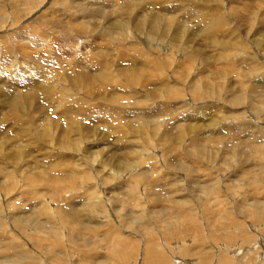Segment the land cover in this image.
I'll return each instance as SVG.
<instances>
[{"label": "rangeland", "instance_id": "obj_1", "mask_svg": "<svg viewBox=\"0 0 264 264\" xmlns=\"http://www.w3.org/2000/svg\"><path fill=\"white\" fill-rule=\"evenodd\" d=\"M47 1L48 0H42V1L37 0L35 2V0L32 1L30 0L32 4L36 3L35 6L38 5L37 7H39L41 2H44L45 4V5L43 4L44 6L42 5L41 7L42 9L40 8L41 9L40 11L36 12L35 15H37V17L33 15L31 18L29 17V15L27 18V14L31 13L29 11L31 7L30 2H27V4L24 3L25 5L22 4L21 7L20 3H23L22 0L0 1V12H5V14L2 13L0 14L1 17L0 26L5 25L3 26L4 30L2 27H0V31H1L0 58H2V60L0 59V81H2L0 82V88H1L0 92L2 90L3 93V94L0 93L1 94L0 109L2 108L0 110V115L3 116V117L0 116V143H1L0 144V189H1L0 192L3 191L2 193H0V197H1L0 211H2V213L0 212V228H1L0 234H2L0 235V242H1L0 246H2L3 243L5 245V244H15V242H17V244L20 245L19 249L32 253V251H30L28 247V244H26V241L28 239L27 242H29V237L34 236L35 238V235H38L36 233L39 229H35V228L31 229L30 226L38 227L39 225L43 224L45 227L46 226L52 227L54 225L52 228L53 229L55 228L53 230L55 231V235L54 237L51 238L56 237L55 239H58L59 247L61 246L60 247V250L62 252L61 255L64 258L63 261L65 262V264H70L69 261L71 262L72 260L76 261V258L78 256V253H76L77 249L74 250V248L97 247L95 251L99 253H103L106 250V247L104 246L102 239H104L108 234L112 232H119L125 236L132 237L134 240H137V243L141 241V239L139 241V237L142 236L144 240L145 239L147 240L146 235L148 236L154 235V233L155 236L157 235L158 237L160 236L159 238L160 240H162L163 237L161 235H164V237L167 236V234H161L160 232L163 223L164 224L169 223L171 225L173 224L175 227L177 226V230L180 231L181 225H179V221L184 219V217H182L184 216L183 213H190L193 219V221L191 220L190 222L191 223L190 230L195 234L197 229L199 230L201 235L208 234L209 232L208 230H210V228L213 229V226H215L214 224L210 223V221L214 223L215 221L219 220L218 218H220V215L228 214L229 216L227 215V218L232 216L234 220H232L231 223L228 222L225 229H221V227H218L219 232H221L222 234L229 233L232 235L233 241L237 240L240 243H243L244 234L239 232L241 228L240 227V223H241L244 230L246 228V232L249 231L248 234L256 235L257 233H260L261 240H256V239L255 240L256 242L262 244V247H264V241H263L264 231L260 230V228L256 226V224L254 223V220L249 216L254 204L257 206L264 205L263 202L264 201V35H263L264 34V20H263L264 0H220V1L219 0H214V1L213 0H170V1L155 0L156 2L152 0L155 2L154 6L153 5L151 6L150 0H124V2L123 0H81L84 2L80 4V7L82 8L90 7V10H92L93 7H95L96 9L99 7L100 10L102 9L101 15L103 14L102 16L105 17L102 16L100 17V15L99 16L97 15L98 17H88L86 16L87 14L83 13L85 15L82 14L81 17L79 18V20L80 19L82 20L73 23V22H67V19H65L62 21L60 27L59 25L57 26L58 28H56L55 24L53 23H56L57 19H62V17L64 16L61 17L59 16V14L56 13V11H58V13H62V11H59L60 8L54 4L60 5L61 2L64 3V0H60V1L55 0L56 3L54 1L53 2L54 4L52 3L53 0L52 1L49 0L48 4L46 3ZM69 1L70 0L66 1V6H68L67 4L68 3L70 4L72 0L70 2ZM73 1L74 2L71 3L68 6V8L66 7L68 10L69 7L75 5L76 0ZM94 1H96L97 4H95ZM171 1H172V6H171ZM91 2H93L94 5H92ZM222 2L224 3V5H222L223 4ZM226 2L228 3L226 4ZM15 3L17 4L14 5ZM117 4L119 5L121 4V5L118 6ZM125 5L126 6L128 5V7L126 8ZM133 6H135L136 8L135 7L133 8ZM43 7H44V12H43ZM129 7L131 9H129ZM180 8L184 11H182ZM67 9L66 11H68ZM113 9L119 11V13H114L113 11H111ZM134 9L135 10L137 9L135 11V14H134ZM14 10L16 12H14ZM141 10H143V12ZM179 10L185 12V14L181 13ZM72 13L73 12L71 13L68 12L65 15V17L74 18V15H72ZM192 13L194 14V16L192 15ZM196 13L202 16L197 15ZM12 14L16 16L15 19L13 18L14 16ZM154 14L157 16H155ZM187 14L188 15L190 14L191 16L190 15L188 16ZM143 15L144 17H142ZM219 15L221 18L219 17ZM199 16L203 18L206 17L205 18L206 20L203 19L204 20L203 22V20H201ZM3 17H4V21H3ZM45 18L49 19V25L47 22L48 19ZM118 18L125 19L127 22V27H125V29L119 28L121 31L118 28H111V26H115V25L118 26V24H114L116 23L114 20L116 19L118 20ZM211 18L212 21L208 20ZM51 19L52 21H50ZM217 20L220 21L218 22ZM156 21H158L159 23L158 22L156 23ZM194 21L195 23H193ZM86 22L88 23L86 24ZM168 22L170 24H168ZM199 22L201 23L203 22L202 23L203 27L202 25H200L201 23ZM233 22L235 24H233ZM46 23L48 26L46 25ZM177 23L178 25H176ZM24 24L26 25V27ZM164 25L168 26L169 28L165 27ZM66 26H72V29H74L75 26L76 30L74 29L75 33L73 34L77 33L75 35L76 38H70L72 35H69V33L64 32L65 29L68 28V27L63 28ZM200 26L201 28H199ZM216 26L217 29L215 28ZM218 26H220L222 29ZM17 27L19 29H22L23 27L21 32L20 30H18ZM76 27H78V29ZM223 27H225L226 29ZM31 28L33 29V31H35L36 29L35 32L38 34L37 38L34 36L31 37V35L27 36L26 38V34L29 33L28 29H30L31 31L32 30ZM38 28L40 29V31H38L39 30ZM81 28L82 31L79 30ZM16 31L18 34L16 33ZM90 31L93 32V33L91 32L93 34V37ZM124 32L125 35H122L124 34ZM209 33L210 35L208 37ZM216 33H219V35ZM111 34L112 35L115 34V36L114 35L112 36ZM89 35L91 36L89 37ZM86 36L89 39L88 38L85 39ZM38 38L39 39L43 38V39L40 41ZM69 38L72 40V42L71 40H68ZM254 38L256 39L255 42H254L255 40ZM12 39L15 43H12L13 42ZM28 39H31V41ZM21 40H23L24 42L26 41L32 43H28L27 45V43L25 42V46H22L24 45V43ZM33 40L36 41V43ZM217 40L220 41L217 42ZM259 40H260V44L258 42ZM40 42L41 44L42 42L44 43L42 44L44 48L41 47ZM237 42L239 44L238 46L236 45ZM16 43L18 46H16ZM13 44L16 46V49ZM70 44L74 47V50ZM29 45H31L30 46L31 48L29 47ZM69 45L71 46V48ZM95 45L97 47H99L100 45V47H102L103 49L101 48L100 50V48L97 47L95 49ZM101 45H103L104 47ZM1 46L4 48V50L3 48H1ZM56 46L58 47L56 48ZM34 47L36 49L35 51H34ZM18 49L19 50L23 49L27 53H23V50H21L22 52H19ZM43 50L46 51L43 52ZM75 50L78 52L76 53ZM55 53L56 55H54ZM4 54L5 55L7 54V57ZM77 54H79L80 57ZM67 55H69L70 57ZM152 55L153 58L150 57ZM33 56L35 59L33 58ZM85 56L89 57V59H91L90 62H92L91 66L89 65L88 67L89 69L85 68L86 70L84 69L85 65L82 66V64H79L80 61L81 62L87 61L86 59L87 57ZM50 57L53 59H51ZM4 58H6L7 60ZM41 58L44 59L45 61H43ZM83 58H85L86 60ZM30 59L34 62L33 64ZM144 59L146 60V62ZM58 60H61L62 63L61 61L59 62ZM182 60L184 62H182ZM29 61L31 65L29 64ZM52 61H54V64L52 63ZM151 61H153V63ZM58 62L59 64H57ZM47 63L48 64L51 63V65H48ZM67 63L69 64V66ZM132 63H134L133 66ZM64 64L65 66L63 67ZM92 64H94V66ZM16 65L19 68H17ZM96 65L98 66L96 67ZM49 66L50 69L48 68ZM44 67L48 69V71L49 70L52 71L48 73V71H45L46 69ZM128 67L130 70L128 69ZM99 68L100 69L102 68L101 71ZM234 68L235 70H233ZM27 69L29 71H27ZM53 69L57 71L55 72ZM133 69L134 71L135 70L136 71L135 72L132 71ZM241 69H243L244 71H242ZM23 70H25L24 71L25 73H28L25 76L27 77L30 76V78H32L31 76H33L34 79L33 82L36 85L35 84L29 85L26 84V82L23 81L21 82L20 77L22 76L20 74ZM30 70L32 71L31 73ZM138 70L141 71L142 74L141 72L137 74L139 72ZM155 70L156 73H154ZM1 71L4 72V74L1 73ZM41 71H45V74H43V76H40ZM37 72H39L40 74ZM146 73H148L149 77ZM58 74H60L61 77ZM92 74L95 76H93ZM236 74L237 76H235ZM249 74H251V76ZM252 74H254V77ZM45 75L47 76L50 75V80L49 77H46ZM133 75L134 76L136 75L135 78ZM140 75L146 77L143 78V76L141 77ZM11 76L14 77L12 78ZM55 76L56 78L54 79ZM43 78L47 80L45 81V79ZM41 79L44 83L41 81ZM240 80L243 81L240 82ZM39 81L48 86L52 85L51 87H53L54 89H52L53 94L51 93V96L50 94H46V93L43 94L40 90H35L38 88L37 86L40 85ZM50 81L52 83L54 81V84L52 83L50 84ZM46 82H48V84ZM196 83H198V85ZM27 85L28 87H26ZM57 86L60 89L56 88ZM17 87L19 88V90ZM16 91L19 94H17ZM56 92L59 93L57 94ZM181 93H183V95ZM40 94L42 95V97H40L41 96ZM43 97H45V100ZM236 97L238 101L236 100L234 101ZM38 98H40L41 100ZM10 99L12 101H10ZM35 99L36 100L38 99L40 102L39 101L37 102ZM58 99H61V102H58L60 103V106L56 107L55 103L58 101ZM30 100L32 101L31 102L32 105L30 103ZM33 102L38 107L37 106L35 107ZM167 105H170V110H168L169 106L167 107ZM171 105L172 106L175 105V106L172 107ZM46 107L49 108L47 109ZM201 107H202V111L200 110ZM34 108H37L36 112ZM43 108H45L46 110ZM51 108L52 109L56 108L59 110L55 111V109H53L54 113H52L53 110L51 111ZM247 108L250 110H248ZM12 109L13 111H11ZM15 109H17L18 112ZM49 109L51 112H49ZM158 109H160L161 111H159ZM92 110L94 111L96 110L95 114L94 111ZM209 110L212 111L210 112ZM165 111L166 114L163 115ZM172 111L173 114L171 115ZM38 112L39 114L37 115ZM11 113L16 115L17 117L19 116L20 118L18 117L17 118L18 120L14 119V117L16 118V116H14ZM40 113L42 115H40ZM50 113L52 115L50 116L51 118L49 117ZM193 113L196 114L193 115ZM7 114L10 115L11 118ZM53 114L57 116H54ZM197 114L199 118H193L194 116L196 117ZM30 115L32 118L30 117ZM87 115L89 117H92L91 119L93 120H90V118ZM96 115L101 116V119H99L100 117L96 118ZM1 117L3 120L1 119ZM192 118L193 121L191 120ZM41 119H43L42 121L45 122H41ZM179 119L182 120L180 121ZM80 120L83 122H80ZM56 121L58 123H56ZM208 121L210 122L209 124L206 125L205 123H208ZM51 122L53 125L51 124ZM61 124L63 125V127ZM71 124L73 125L71 126ZM177 124L179 127L177 126ZM76 125L77 126L80 125V126L77 127ZM190 126H192V128ZM39 128L40 130H36ZM259 128L261 130H259ZM79 129H82L83 131ZM34 130L37 132L36 134ZM73 130H75L76 133H74ZM43 133L45 136H43ZM40 134H42V136ZM63 136L66 137V140L65 138L63 139ZM51 137L54 140V142L56 140L55 143L51 141L52 140ZM39 138L42 140H40ZM80 138L83 139V141L84 140L85 141L83 142ZM37 140L40 141V143ZM35 141H37V143ZM73 141L75 142L77 141L76 142L77 144ZM79 141L81 143H79ZM59 142H62V144L64 145H61V143ZM49 143L52 145H49ZM56 143L58 146L59 144L61 146L59 147L56 146ZM68 143L70 146L68 145ZM28 144H33V145L28 146ZM33 146L34 148H36V150L32 148ZM29 147H31L32 149ZM66 147H68V149ZM69 147H71V149ZM229 149L231 152L229 151ZM126 151L128 152V154H126L127 153ZM258 151L260 153H258ZM13 152L15 154H12ZM10 154H12V156H10ZM74 154L76 155L74 156ZM3 155L4 156L6 155V157H4ZM259 156H262V158ZM34 158H36L37 161ZM38 158H40L41 160L39 159L38 161ZM50 158L52 159L50 160ZM77 161H78L77 164L78 169L80 168L79 172L75 164ZM63 162L65 163L66 166L64 165ZM28 163H30V166ZM34 163L36 165H34ZM40 165L43 166L41 167ZM51 167L52 169L53 168L55 169L52 170L50 169ZM26 168H28L29 171H27ZM43 168H46L47 170ZM31 169L32 171H30ZM42 170H44L43 173ZM68 170H70L71 172ZM9 172L11 175L9 174ZM61 172L63 175L60 174L61 176L60 178L59 173ZM39 173L44 174L45 176L44 175L41 176V174ZM49 173L51 175H49ZM57 173L58 175H56ZM77 173L79 174L78 176ZM21 174L24 175L22 176ZM151 175L153 177H150ZM29 176L35 179L34 180L35 182L32 181V178H30ZM53 176L56 177L53 178ZM259 178L261 179V181L259 180ZM26 179L30 181L25 182ZM51 179L52 182L51 181L49 182V180ZM68 180H70V182ZM36 181L38 183H36ZM249 181H251L252 183ZM31 182H34L32 183L33 185H31ZM133 182L135 186L133 184L129 185L130 183ZM15 183L17 185H15ZM49 183H51V185ZM6 186L7 188H5ZM22 186H25L26 189L25 187ZM133 186L135 187L134 190H133L134 188ZM56 188L58 189L56 190ZM54 190L56 191V193H58V195L55 193ZM128 190L131 192L129 193ZM125 192L127 195L125 194ZM52 193L53 195L50 196L49 194ZM229 193L232 195V197ZM132 194L135 196L136 199ZM35 195H38V197ZM258 195H259L258 197L259 200H256ZM45 196H47V198ZM22 197L23 198L25 197L26 200L23 199ZM158 197H160L161 200L158 199ZM17 198H19V200H17ZM152 198H154L153 201L151 200ZM12 200L13 203L15 204L12 203ZM40 200L44 202H41ZM36 201H40L42 204H39V202ZM208 202L209 204H207ZM136 203H138V205H134ZM220 203L222 204V206L220 205ZM246 203H248L249 205L248 204L246 205ZM69 205H71L70 208L74 212L76 218L75 221H70L71 224L66 222L65 217H62L63 215L62 211H64V208ZM250 205L252 208L250 207ZM43 206L46 207L45 208L46 210L40 209V207ZM17 207H18V212H15L17 211ZM8 208H10L11 213H7L10 212L8 211L9 210ZM13 208L14 210L15 209L16 210L15 211L12 210ZM21 209L22 210L26 209V210L22 211ZM48 209H50V211ZM55 210H58L59 214ZM12 211H14L15 214ZM19 211H22L24 213L22 214V212ZM25 213H28L29 215ZM49 214L50 217L48 216ZM23 215L26 217V219L22 217ZM177 215H180L181 217H178ZM13 217L16 218L14 219ZM27 219L29 220V222L27 221ZM36 219L38 223L36 222ZM6 220L8 221L9 224L11 223L10 224L11 226H9L8 223H7L8 225H6L7 222ZM31 220L33 225L31 224ZM15 222L18 224H15ZM26 224L27 225L29 224V226H27ZM19 225L20 227H18ZM58 225H60V227H58ZM2 228L4 229L5 232L3 231ZM59 228L60 230L62 228V231L64 232L60 231ZM251 228L253 230H251ZM17 229L18 230L20 229L21 231L19 230L17 232ZM22 229L24 230L26 229L25 230L26 234L29 233L28 231H30V233L24 235V230ZM15 231L19 234H17ZM178 231L176 232L173 231L171 235L179 234ZM38 233H40V231H38ZM56 234L58 237L56 236ZM10 236L12 237L11 239H9ZM68 237L70 238L76 237V238L74 239L73 242H68L67 241ZM87 238L90 240V243L87 242L85 246H82V244H84ZM174 238L175 237L170 238L168 236L166 241L167 242L172 241ZM203 238L206 239L205 235ZM5 239H7V241ZM185 239H189V235H185L184 240ZM13 240L15 241L13 242ZM22 240H24V242ZM249 243H250L249 246H246L245 243L242 244V246L245 245V248L244 247L242 248V246L239 245L241 254L236 264H245L246 261L254 257L255 253L253 252L254 251L253 239L249 240ZM23 244H25V246ZM174 245H175L174 243H171V246ZM183 245H193V243L191 241H187ZM235 246H237L236 248H238V245H234L231 248ZM166 249H168L167 255L169 254L168 256L171 259H172L171 256H175V254H178L182 257V259L174 257V260H176L177 262L182 264L185 263L186 261H190L191 257L184 258V256L178 253L179 250L178 251L176 250L175 253H172L171 251L173 250H171V247L169 245L166 246ZM173 249H177V247L176 248L174 247ZM215 251L219 252V248L217 246L213 248L214 253ZM261 251H262L261 249L258 250V252ZM217 255L218 253L214 254V256ZM192 259H193L192 261H194V262L191 261L192 264L193 263L196 264V262L199 261L197 260V254L193 255ZM5 263L8 264L9 261L7 262L4 261L3 264ZM212 264H214V262Z\"/></svg>", "mask_w": 264, "mask_h": 264}, {"label": "bare ground", "instance_id": "obj_2", "mask_svg": "<svg viewBox=\"0 0 264 264\" xmlns=\"http://www.w3.org/2000/svg\"><path fill=\"white\" fill-rule=\"evenodd\" d=\"M1 1V0H0ZM9 1V0H8ZM20 1V0H19ZM23 1V3H20L21 4V7H22V4L23 5H25V4H27V2H30V0H22ZM32 1V0H31ZM37 0H35V2H36ZM40 1V0H39ZM42 1V0H41ZM52 1V0H51ZM55 0H53L52 1V3L54 2ZM60 1V0H59ZM66 1L67 0H64V3H60V5H57V4H54V5H56V6H58L60 9H59V11H62V13H58V11H56V13L57 14H59V16H64V17H62V19H57V21H56V23H53V24H55V27L56 28H58L57 26L59 25V27H60V25L62 24V21L63 20H65V19H67V22H73V23H76V22H78V21H80V20H82V19H80L79 20V18L81 17V15L83 14V13H85V14H87L86 16H88V17H98L99 15H100V17L103 15H101V13H102V9L100 10V8L98 7V5H97V9L95 8V7H93V9L92 10H90V7L89 8H82V7H80V4L81 3H83L84 1H81V0H76L75 1V5H73V6H71V7H69V10L67 9L68 8V6L71 4V3H73L74 1L72 0H70L69 2H70V4L68 3L67 5L68 6H66ZM151 2H150V4H151V6L153 5H155V2L154 1H152V0H150ZM170 1V0H169ZM214 1V0H213ZM220 1V0H219ZM48 2H49V0L46 2L47 4H48ZM95 2V4H97V2L96 1H94ZM114 2V1H113ZM120 2H122V1H120ZM123 2H124V0H123ZM139 2V1H138ZM144 2V1H143ZM161 2V1H160ZM178 2V1H177ZM200 2V1H199ZM218 2V1H217ZM259 2V1H258ZM4 3V2H3ZM25 3V4H24ZM31 3V2H30ZM34 3V2H33ZM55 3H56V1H55ZM58 3V2H57ZM92 3V5H94V3L93 2H91ZM115 3V2H114ZM136 3V2H135ZM170 3V2H169ZM175 3V2H174ZM182 3H183V1H182ZM207 3V2H206ZM220 3V2H219ZM223 3V2H222ZM221 3V4H222ZM228 2H226V4H227ZM230 3V2H229ZM17 3H15L14 5H16ZM44 4V2H41L40 3V5H39V7H37V6H35L36 5V3H34V4H30L31 5V7H30V12L31 13H29V14H27V18H28V15H29V17L31 18L33 15L34 16H36L37 17V15H35L36 14V12H38V11H40L42 8V5ZM123 4V3H122ZM178 4V3H177ZM208 4V3H207ZM220 4V5H221ZM4 5V4H3ZM33 5V6H32ZM45 5V4H44ZM43 5V6H44ZM118 6H120L119 4H117ZM134 5V4H133ZM139 5V4H138ZM222 5H224V3L222 4ZM2 6V5H1ZM18 6V5H17ZM78 6V7H77ZM96 6V5H95ZM117 6V7H118ZM124 6V5H123ZM126 6V5H125ZM171 6H172V1H171ZM170 6V7H171ZM212 6V5H211ZM7 7V6H6ZM13 7V6H12ZM29 7V6H28ZM47 7V6H46ZM67 7V8H66ZM92 7V6H91ZM128 7V5L126 6V8ZM135 6H133V8H134ZM164 7V6H163ZM167 7V6H166ZM201 7V6H200ZM227 7V6H226ZM225 7V8H226ZM5 8V7H4ZM20 8V7H19ZM18 8V9H19ZM25 8H26V6H25ZM41 8V9H40ZM48 8H51V7H48ZM125 8V7H124ZM136 8V7H135ZM138 8V7H137ZM152 8V7H151ZM150 8V9H151ZM177 8V7H176ZM206 8H207V6H206ZM259 8H260V6H259ZM264 8V7H263ZM2 9V8H1ZM6 9V8H5ZM10 9H11V7H10ZM15 9V8H14ZM29 9V8H28ZM27 9V10H28ZM66 9L68 10V11H66ZM74 9V10H73ZM117 9V8H116ZM120 9V8H119ZM129 9H131L130 7H129ZM181 9V8H180ZM186 9H189V8H186ZM185 9V10H186ZM21 10V9H20ZM52 10V9H51ZM133 10V9H132ZM137 10V9H136ZM135 9H134V14H135V11H136ZM154 10V9H153ZM182 10V9H181ZM223 10V9H222ZM230 10V9H229ZM3 11H5V10H3ZM28 11V12H29ZM111 11H113L114 13H119V11H116L115 9H113V10H111ZM124 11H126V10H124ZM131 11V10H130ZM139 11V10H138ZM142 12H143V10H141ZM171 11V10H170ZM180 11V10H179ZM182 11H184V10H182ZM182 11H180L181 13H184L185 14V12H182ZM191 11V10H190ZM197 11V10H196ZM202 11H203V9H202ZM206 11H207V9H206ZM10 12V11H9ZM14 12H16L15 10H14ZM27 12V13H28ZM42 12V11H41ZM43 12H44V7H43ZM51 12V11H50ZM68 12H73L72 13V15H74V18H68V17H65V15L68 13ZM128 12V11H127ZM152 12V11H151ZM192 12V11H191ZM191 12H190V14H191ZM219 12V11H218ZM5 14V12H0V14ZM13 13V12H12ZM18 13V12H17ZM22 13V12H21ZM47 13H48V11H47ZM126 13V12H125ZM130 13V12H129ZM137 13V12H136ZM148 13V12H147ZM156 13V12H155ZM174 13V12H173ZM188 13V12H187ZM226 13V12H225ZM259 13V12H258ZM8 14V13H7ZM6 14V15H7ZM24 14V13H23ZM85 14H83V15H85ZM121 14V13H120ZM133 14V13H132ZM140 14V13H139ZM142 14V13H141ZM183 14V15H184ZM189 14V15H190ZM197 14V13H196ZM13 15V14H12ZM25 15V14H24ZM98 15V16H97ZM104 15H106V14H104ZM131 15V14H130ZM155 15V14H154ZM179 15V14H178ZM177 15V16H178ZM188 15V14H187ZM186 15V16H187ZM188 15V16H189ZM192 15L194 16V14L192 13ZM197 15H200V14H197ZM213 15V14H212ZM3 16V15H2ZM8 16V15H7ZM14 16V15H13ZM155 16H157V15H155ZM161 16V15H160ZM168 16V15H167ZM175 16V15H174ZM182 16V15H181ZM185 16V17H186ZM191 16V15H190ZM200 16H202V15H200ZM199 16V17H200ZM237 16V15H236ZM15 17L16 16H14L13 18L15 19ZM35 17V18H36ZM102 17H105V16H102ZM131 17V16H130ZM142 17H144V15L142 16ZM211 17H213V16H211ZM219 17H220V15H219ZM231 17V16H230ZM1 18V17H0ZM49 18V17H48ZM48 18H45V19H48ZM158 18V17H157ZM164 18V17H163ZM169 18V17H168ZM206 18V17H205ZM205 18H203V17H200V19L201 20H203V19H205ZM221 18V17H220ZM6 19H8V18H6ZM120 19V20H119ZM139 19V18H138ZM143 19V18H142ZM199 19V20H200ZM35 20V19H34ZM37 20V19H36ZM44 20V19H43ZM55 20V19H54ZM145 20V19H144ZM170 20V19H169ZM172 20H173V18H172ZM171 20V21H172ZM188 20V19H187ZM206 20V19H205ZM208 20H211L212 21V18L211 19H208ZM264 20V19H263ZM3 21H4V17H3ZM33 21V20H32ZM50 21H52V19L50 20ZM86 21H87V19H86ZM116 23H114V24H118V26H111V28H123V29H125V27H127V22H126V20L125 19H122V18H118V20L116 19V20H114ZM155 21V20H154ZM170 21V22H171ZM192 21V20H191ZM195 21H196V19H195ZM195 21L193 22V23H195ZM210 21V22H211ZM218 21V20H217ZM220 21V20H219ZM218 21V22H219ZM6 22V21H5ZM8 22H10V21H8ZM47 22H48V25H49V19L47 20ZM142 22H144V21H142ZM158 21H156V23H157ZM175 22V21H174ZM203 22H204V20H203ZM202 22V23H203ZM228 22H230V21H228ZM251 22V21H250ZM1 23V22H0ZM15 23V22H14ZM32 23V22H31ZM42 23V22H41ZM52 23V22H51ZM88 22H86V24H87ZM159 23V22H158ZM173 23V22H172ZM199 23H201V22H199ZM202 23L200 24V25H202ZM12 24V23H11ZM44 24V23H43ZM161 24H162V22H161ZM168 24H170L169 22H168ZM212 24V23H211ZM221 24V23H220ZM233 24H235L234 22H233ZM25 25V24H24ZM46 25H47V23H46ZM47 25V26H48ZM176 25H178V23L176 24ZM206 25V24H205ZM205 25H204V27H205ZM209 25V24H208ZM236 25H237V23H236ZM3 26H5V25H3ZM3 26H0V27H2L3 28ZM16 26V25H15ZM39 26V25H38ZM108 26V25H107ZM165 27H168V26H166V25H164ZM188 26V25H187ZM207 26V25H206ZM214 26V25H213ZM212 26V27H213ZM221 26V25H220ZM220 26H218V27H220ZM239 26V25H238ZM25 27H26V25H25ZM68 27V28H67ZM79 27V26H78ZM78 27H76L77 29H78ZM83 27V26H82ZM196 27V26H195ZM202 27H203V25H202ZM232 27V26H231ZM261 27V26H260ZM6 28H7V26H6ZM18 28V27H17ZM33 28V27H32ZM31 28V29H32ZM40 28H43V27H40ZM54 28V27H53ZM63 28H67V29H65V31L64 32H67V33H69V35H74L73 37L71 36L70 38H76V34H73V33H75L74 31L76 30L75 29V26H74V29H72V26H66V27H63ZM160 28V27H159ZM169 28V27H168ZM198 28V27H197ZM199 28H201V26L199 27ZM214 28V27H213ZM216 29H217V26L215 27ZM221 28V27H220ZM223 28H225V27H223ZM15 29V28H14ZM22 29H23V27H22ZM22 29H19L18 28V30H20V32H21V30ZM39 29V28H38ZM55 29V28H54ZM162 29V28H161ZM160 29V30H161ZM209 29H212V28H209ZM222 29V28H221ZM226 29V28H225ZM235 29V28H234ZM240 29V28H239ZM2 30V29H1ZM3 30H4V28H3ZM27 30V29H26ZM67 30V31H66ZM80 31H82V28L81 29H79ZM120 30V29H119ZM220 30V29H219ZM228 30V29H227ZM226 30V31H227ZM35 31H36V29H35ZM35 31H33V29L30 31V29H28V32L29 33H27L26 34V38H27V36H30L31 35V37L32 36H34V37H38V34L35 32ZM38 31H40V29L38 30ZM37 31V32H38ZM86 31H87V29H86ZM114 31V30H113ZM121 31V30H120ZM123 31V30H122ZM214 31V30H213ZM222 31V30H221ZM224 31V30H223ZM235 31V30H234ZM258 31V30H257ZM1 32V31H0ZM5 32V31H4ZM15 32V31H14ZM27 32V31H26ZM45 32V31H44ZM92 31H90V33H91ZM110 32H112V31H110ZM162 32V31H161ZM169 32V31H168ZM196 32V31H195ZM220 32V31H219ZM16 33H17V31H16ZM23 33V32H22ZM50 33V32H49ZM84 33V32H83ZM87 33V32H86ZM93 33V32H92ZM91 33V34H92ZM114 33V32H113ZM122 33V32H121ZM163 33H165V32H163ZM232 33H233V31H232ZM256 33V32H255ZM262 33V32H261ZM18 34V33H17ZM42 34V33H41ZM57 34V33H56ZM80 34V33H79ZM196 34V33H195ZM197 34H198V32H197ZM196 34V35H197ZM216 34H218L219 35V33H216ZM229 34V33H228ZM235 34V33H234ZM2 35V34H1ZM45 35V34H44ZM66 35V34H65ZM84 35V34H83ZM88 35V34H87ZM96 35V34H95ZM112 35V34H111ZM114 36H115V34H113ZM112 35V36H113ZM122 35H125V32H124V34H122ZM164 35V34H163ZM202 35V34H201ZM209 35H210V33L208 34V37H209ZM264 35V34H263ZM3 36V35H2ZM13 36H15V35H13ZM18 36V35H17ZM25 36V35H24ZM68 36V35H67ZM91 35H89V37H90ZM109 36V35H108ZM165 36V35H164ZM217 36V35H216ZM224 36V35H223ZM223 36H222V38H223ZM227 36V35H226ZM244 36V35H243ZM4 37H6V36H4ZM48 37V36H47ZM54 37H56V36H54ZM82 37V36H81ZM92 37H93V34H92ZM107 37V36H106ZM237 37V36H236ZM239 37V36H238ZM263 37V36H262ZM18 38V37H17ZM30 38V37H29ZM36 38H35V40H36ZM44 38H46V37H44ZM52 38H53V36H52ZM68 39V40H71V39ZM84 38V37H83ZM86 38H88L87 36L85 37V39ZM108 38V37H107ZM111 38V37H110ZM119 38V37H118ZM226 38V37H225ZM2 39V38H1ZM11 39V38H10ZM16 39V38H15ZM14 39V40H15ZM39 39V38H38ZM43 39V38H42ZM42 39H39L40 41L42 40ZM50 39V38H49ZM49 39H48V42H49ZM64 39V38H63ZM89 39V38H88ZM91 39V38H90ZM93 39H95V38H93ZM117 39V38H116ZM218 39V38H217ZM242 39V38H241ZM255 39V38H254ZM3 40H4V38H3ZM28 40H30L31 41V39H28ZM27 40V41H28ZM47 40V39H46ZM51 40V39H50ZM106 40V39H105ZM228 40H230V39H228ZM234 40H235V38H234ZM7 41V40H6ZM12 41H13V39H12ZM11 41V42H12ZM21 41H23V40H21ZM34 41V40H33ZM60 41V40H59ZM76 41V40H75ZM107 41V40H106ZM214 41H216V40H214ZM218 41H220V40H217V42ZM222 41V40H221ZM225 41V40H224ZM256 41V39L254 40V42ZM26 42V41H25ZM25 42L23 41V43H24V45H22V46H25ZM35 43H36V41H34ZM33 42V43H34ZM44 42V41H43ZM42 42V44H44ZM55 42V41H54ZM54 42H53V44H54ZM71 42H72V40H71ZM86 42V41H85ZM87 42H88V40H87ZM90 42V41H89ZM127 42V41H126ZM130 42V41H129ZM227 42V41H226ZM259 42V44H260V40L258 41ZM3 43H4V41H3ZM5 43H8V42H5ZM12 43H15L14 41L12 42ZM11 43V44H12ZM18 43H19V41H18ZM22 43V42H21ZM22 43V44H23ZM27 43V45H28V43H32V42H26ZM39 43V42H38ZM62 43V42H61ZM67 43V42H66ZM69 43V42H68ZM74 43V42H73ZM100 43V42H99ZM106 43V42H105ZM224 43V42H223ZM262 43V42H261ZM10 44V43H9ZM40 44H41V42H40ZM41 44V47H43V45ZM59 44V43H58ZM218 44V43H217ZM228 44H230V43H228ZM257 44V43H256ZM14 45V44H13ZM20 45V44H19ZM34 45V44H33ZM46 45H47V42H46ZM71 45V44H70ZM69 45V46H70ZM79 45H81V44H79ZM104 45V44H103ZM103 45H101V46H103ZM236 45L238 46L239 44H238V42L236 43ZM3 46V45H2ZM1 46V48H3ZM15 46V45H14ZM16 46H18L17 45V43H16ZM16 46H15V49H16ZM21 46V45H20ZM31 45H29V47H30ZM54 46V45H53ZM61 46V45H60ZM72 46V45H71ZM71 46H70V48H71ZM76 46V45H75ZM88 46H89V43H88ZM91 46H92V43H91ZM90 46V47H91ZM220 46H221V44H220ZM257 46V45H256ZM261 46V45H260ZM27 47V46H26ZM25 47V48H26ZM47 47V46H46ZM52 47V46H51ZM58 46H56V48H57ZM63 47H64V45H63ZM66 47H67V44H66ZM65 47V48H66ZM73 47V46H72ZM77 47V46H76ZM75 47V48H76ZM96 45H95V49H96ZM104 47V46H103ZM119 47H122V46H119ZM118 47V48H119ZM216 47V46H215ZM228 47V46H227ZM31 48V47H30ZM44 48V47H43ZM42 48V49H43ZM97 48H100V50H101V48L102 47H100V45H99V47H97ZM125 48V47H124ZM130 48V47H129ZM224 48V47H223ZM233 48V47H232ZM255 48V47H254ZM14 49V50H15ZM36 49H37V46H36ZM35 49V47H34V51L36 50ZM47 49V48H46ZM59 49V48H58ZM88 49H90V48H88ZM94 49V50H95ZM103 49V48H102ZM217 49V48H216ZM220 49V48H219ZM222 49V48H221ZM3 50H4V48H3ZM10 50V49H9ZM12 50V49H11ZM19 50V49H18ZM21 50H23V49H21ZM21 50H19V52H22ZM30 50V49H29ZM49 50V49H48ZM55 50V49H54ZM70 50V49H69ZM73 50H74V47H73ZM93 50V51H94ZM215 50V49H214ZM228 50H229V48H228ZM239 50V49H238ZM248 50V49H247ZM1 51V50H0ZM31 51V50H30ZM32 51H33V49H32ZM38 51V50H37ZM44 51H46V50H43V52ZM76 51V50H75ZM80 51V50H79ZM92 51V50H91ZM4 52V51H3ZM11 52V51H10ZM49 52V51H48ZM57 52V51H56ZM78 51H76V53H77ZM82 52V51H81ZM85 52V51H84ZM222 52V51H221ZM228 52V51H227ZM2 53V52H1ZM8 53V52H7ZM23 53H27V52H25L24 50H23ZM29 53V52H28ZM37 53H40V52H37ZM37 53H35V54H37ZM61 53H62V51H61ZM67 53V52H66ZM75 53V54H76ZM87 53H89V52H87ZM217 53V52H216ZM224 53H225V50H224ZM11 54V53H10ZM45 54V53H44ZM51 54V53H50ZM53 54V53H52ZM60 54V53H59ZM58 54V55H59ZM72 54V53H71ZM81 54V53H80ZM86 54V53H85ZM91 54H93V53H91ZM148 54V53H147ZM169 54H170V52H169ZM218 54H220V53H218ZM217 54V55H218ZM236 54V53H235ZM1 55V54H0ZM5 55V54H4ZM21 55V54H20ZM19 55V56H20ZM49 55V54H48ZM54 55H56V53L54 54ZM77 55H79V54H77ZM149 55V54H148ZM172 55V54H171ZM227 55V54H226ZM6 57H7V54L5 55ZM12 56V55H11ZM10 56V57H11ZM13 56H14V54H13ZM18 56V55H17ZM39 56V55H38ZM37 56V57H38ZM67 56H69V55H67ZM72 56V55H71ZM84 56V55H83ZM89 56V55H88ZM117 56H119V55H117ZM140 56V55H139ZM221 56V55H220ZM233 56V55H232ZM1 57V56H0ZM22 57V56H21ZM32 57V56H31ZM42 57V56H41ZM70 57V56H69ZM79 57H80V55H79ZM85 57H87V56H85ZM144 57V56H143ZM148 57V56H147ZM150 57H152L153 58V55L152 56H150ZM180 57V56H179ZM9 58V57H8ZM15 58V57H14ZM33 58H34V56H33ZM32 58V59H33ZM47 58V57H46ZM51 58V57H50ZM54 58H56V57H54ZM61 58V57H60ZM59 58V59H60ZM67 58V57H66ZM78 58V57H77ZM117 58H120V57H117ZM145 58V57H144ZM176 58V57H175ZM184 58H186V57H184ZM227 58V57H226ZM1 60H2V58H0ZM4 59H6V58H4ZM28 59V58H27ZM35 59V58H34ZM42 59V58H41ZM41 59H40V62H41ZM51 59H53V58H51ZM83 59H85V58H83ZM87 59V61H85V62H81L80 61V63L79 64H82V66H84V69L85 68H88L89 67V65L91 66V63L92 62H90V60L91 59H89V57H87L86 58ZM85 59V60H86ZM138 59V58H137ZM146 59V58H145ZM144 59V60H145ZM151 59V58H150ZM155 59V58H154ZM182 59V58H181ZM7 60V59H6ZM10 60H11V58H10ZM24 60H25V58H24ZM31 60V59H30ZM43 61H45L44 59H42ZM68 60V59H67ZM93 60V59H92ZM125 60V59H124ZM128 60V59H127ZM177 60V59H176ZM184 60V59H183ZM182 60V62H184ZM13 61H15V60H13ZM27 61V60H26ZM32 61V60H31ZM51 61V60H50ZM55 61V60H54ZM54 61H52V63L54 64ZM59 62L61 61V60H58ZM180 61V60H179ZM11 62V61H10ZM25 62V61H24ZM39 62V61H38ZM59 62L57 63V64H59ZM63 62H64V60H63ZM65 62H66V60H65ZM68 62V61H67ZM90 62V63H89ZM132 62V61H131ZM139 62V61H138ZM145 62H146V60H145ZM152 63H153V61H151ZM190 62V61H189ZM188 62V63H189ZM237 62H239V61H237ZM4 63V62H3ZM12 63V62H11ZM19 63V62H18ZM22 63V62H21ZM34 62L32 61V64H33ZM36 63V62H35ZM61 63H62V61H61ZM74 63V62H73ZM105 63V62H104ZM123 63V62H122ZM127 63H128V61H127ZM142 63V62H141ZM140 63V64H141ZM151 63V64H152ZM179 63V62H178ZM191 63V62H190ZM189 63V64H190ZM195 63V62H194ZM243 63V62H242ZM14 64V63H13ZM20 64V63H19ZM29 64H30V61H29ZM41 64V63H40ZM48 64V63H47ZM52 64V65H53ZM68 64V63H67ZM95 64V63H94ZM94 64H92L93 66H94ZM96 64H98V63H96ZM102 64H103V62H102ZM101 64V65H102ZM133 64L134 63H132V66H133ZM189 64H188V67H189ZM215 64V63H214ZM229 64V63H228ZM240 64V63H239ZM248 64V63H247ZM7 65V64H6ZM21 65V64H20ZM31 65V64H30ZM29 65V66H30ZM37 65H39V64H37ZM44 65V64H43ZM48 65H51V63L50 64H48ZM106 65V64H105ZM144 65V64H143ZM148 65V64H147ZM146 65V66H147ZM224 65V64H223ZM241 65V64H240ZM15 66V65H14ZM25 66V65H24ZM65 66V64L63 65V67ZM68 66H69V64H68ZM71 66V65H70ZM98 65H96V67H97ZM131 66V67H132ZM135 66H136V64H135ZM154 66V65H153ZM193 66H194V64H193ZM212 66H213V64H212ZM7 67H9V66H7ZM7 67H5V68H7ZM16 67H17V65H16ZM34 67V66H33ZM37 67H40V66H37ZM105 67V66H104ZM103 67V68H104ZM107 67H108V65H107ZM149 67V66H148ZM182 67H183V65H182ZM252 67H253V65H252ZM12 68V67H11ZM10 68V69H11ZM17 68H19V67H17ZM29 68V67H28ZM42 68V67H41ZM45 68V67H44ZM43 68V69H44ZM49 69H50V66L48 67ZM52 68H54V67H52ZM56 68V67H55ZM69 68V67H68ZM68 68H66V69H68ZM94 68V67H93ZM133 68V67H132ZM131 68V69H132ZM137 68V67H136ZM150 68V67H149ZM258 68V67H257ZM260 68V67H259ZM9 69V70H10ZM32 69V68H31ZM39 69V68H38ZM42 69V70H43ZM46 69V68H45ZM44 69V70H45ZM65 69V68H64ZM70 69H71V67H70ZM89 69V68H88ZM96 69H98V68H96ZM100 69V68H99ZM102 69V68H101ZM101 69H100V71H101ZM128 69H129V67H128ZM143 69V68H142ZM184 69H186V68H184ZM252 69V68H251ZM254 69V68H253ZM40 70V69H39ZM54 70V69H53ZM61 70V69H60ZM80 70V69H79ZM86 70V69H85ZM104 70V69H103ZM107 70V69H106ZM130 70V69H129ZM147 70V69H146ZM152 70H154V69H152ZM233 70H235V68L233 69ZM242 71H244L243 69H241ZM7 71V70H6ZM25 70H23L22 72H21V76L22 77H20V80H21V82L23 81V82H26V84H29V85H34L35 83L33 82V76H31L32 78H30V76H25V75H27L28 73H25L24 72ZM27 71H29L28 69H27ZM26 71V72H27ZM45 71H48V69H46ZM45 71H41V75L40 76H43V74H45ZM50 71H52V70H49L48 71V73H50ZM55 71V70H54ZM57 71V70H56ZM55 71V72H56ZM64 71V70H63ZM62 71V72H63ZM75 71V70H74ZM88 71V70H87ZM132 71H134V69L132 70ZM136 71V70H135ZM134 71V72H135ZM139 71V70H138ZM250 71V70H249ZM9 72V71H8ZM19 72V73H20ZM32 71L30 70V73H31ZM40 72V71H39ZM39 72H37V73H39ZM61 72V71H60ZM104 72V71H103ZM141 71H139L137 74H139ZM145 72V71H144ZM248 72V71H247ZM252 72V71H251ZM1 73H3L4 74V72H2L1 71ZM14 73V72H13ZM58 73V72H57ZM69 73V72H68ZM91 73V72H90ZM95 73V72H94ZM152 73H153V71H152ZM154 73H156V70H155V72ZM217 73V72H216ZM237 73H239V72H237ZM240 73H241V71H240ZM246 73V72H245ZM15 74V73H14ZM36 74V73H35ZM40 74V73H39ZM53 74V73H52ZM52 74H51V76H52ZM61 74V73H60ZM60 74H58V75H60ZM63 74V73H62ZM89 74V73H88ZM132 74V73H131ZM135 74V73H134ZM141 74H142V72H141ZM147 75H148V73H146ZM212 74V73H211ZM55 75V74H54ZM57 75V74H56ZM65 75H66V72H65ZM90 75V74H89ZM93 75V74H92ZM91 75V76H92ZM144 75V74H143ZM142 75V76H143ZM229 75V74H228ZM250 76H251V74H249ZM253 75V77H254V74H252ZM18 76V75H17ZM46 77H49V80H50V75L49 76H47V75H45ZM44 76V77H45ZM93 76H95V75H93ZM132 76V75H131ZM134 76V75H133ZM136 76V75H135ZM135 76H134V78H135ZM138 76V75H137ZM141 76V75H140ZM141 76V77H142ZM235 76H237V74L235 75ZM248 76V75H247ZM261 76V75H260ZM259 76V77H260ZM2 77V76H1ZM12 77V76H11ZM14 77V76H13ZM12 77V78H13ZM36 77V76H35ZM45 77V78H46ZM60 77H61V75H60ZM66 77V76H65ZM98 77V76H97ZM104 77V76H103ZM139 77V76H138ZM146 76H143V78H145ZM148 77H149V75H148ZM252 77V78H253ZM11 78V79H12ZM42 78V77H41ZM45 78H43V79H45ZM52 78H53V76H52ZM56 78V76L54 77V79ZM88 78V77H87ZM17 79V78H16ZM53 79V80H54ZM85 79H86V76H85ZM142 79V78H141ZM233 79V78H232ZM47 79H45V81H46ZM49 80H48V82H49ZM57 80V79H56ZM74 80V79H73ZM89 80V79H88ZM104 80V79H103ZM143 80V79H142ZM141 80V81H142ZM212 80V79H211ZM215 80V79H214ZM258 80H260V79H258ZM257 80V81H258ZM17 81V80H16ZM41 81H42V79H41ZM206 81V80H205ZM204 81V82H205ZM243 81V80H242ZM241 80H240V82H242ZM256 81V82H257ZM0 82H2V81H0ZM18 82V81H17ZM40 82V81H39ZM39 82H36V83H39ZM43 82V81H42ZM48 82H46L47 84H48ZM215 82V81H214ZM219 82V81H218ZM237 82V81H236ZM239 82V81H238ZM259 82V81H258ZM11 83V82H10ZM44 83V82H43ZM43 83H41L40 82V85H38L37 87V89H35V90H40L43 94L44 93H46V94H50V96H51V93H52V89H54L53 87H51L52 85H50V86H48V85H46V84H43ZM52 82L50 81V84H51ZM58 83V82H57ZM57 83H55V84H57ZM261 83V82H260ZM24 84V83H23ZM25 84V85H26ZM52 84H54V81H53V83ZM197 85H198V83H196ZM239 84V83H238ZM250 84V83H249ZM255 84V83H254ZM6 85H7V83H6ZM36 85V84H35ZM242 85V84H241ZM257 85V84H256ZM56 86V85H55ZM96 86V85H95ZM168 86V85H167ZM171 86V85H170ZM240 86V85H239ZM246 86H247V84H246ZM245 86V87H246ZM9 87H10V85H9ZM26 87H28V85L26 86ZM66 87V86H65ZM244 87V88H245ZM8 88V87H7ZM18 88V87H17ZM16 88V89H17ZM34 88V87H33ZM56 88H58V86L56 87ZM55 88V89H56ZM63 88V87H62ZM179 88V87H178ZM1 89V88H0ZM58 89H60V88H58ZM87 89V88H86ZM233 89V88H232ZM6 90V89H5ZM18 90H19V88H18ZM17 90V91H18ZM21 90V89H20ZM27 90V89H26ZM166 90V89H165ZM241 90V89H240ZM12 91V90H11ZM17 91H16V93H17ZM171 91V90H170ZM4 92V91H3ZM10 92V91H9ZM21 92H23V91H21ZM26 92V91H25ZM173 92V91H172ZM181 92V91H180ZM220 92V91H219ZM234 92V91H233ZM0 93H2V90H1V92ZM11 93V92H10ZM15 93V92H14ZM28 93V92H27ZM57 93V92H56ZM59 93V92H58ZM57 93V94H58ZM165 93V92H164ZM246 93V92H245ZM3 94V93H2ZM17 94H19V93H17ZM17 94H15V95H17ZM25 94V93H24ZM29 94V93H28ZM53 94V93H52ZM56 94V95H57ZM62 94V93H61ZM61 94H59V95H61ZM170 94V93H169ZM182 95H183V93H181ZM233 94V93H232ZM247 94V93H246ZM1 95V94H0ZM27 95V94H26ZM41 95V94H40ZM55 95V96H56ZM234 95V94H233ZM4 96V95H3ZM9 96V95H8ZM12 96V95H11ZM46 96V95H45ZM58 96V95H57ZM179 96H181V95H179ZM240 96H241V94H240ZM1 97V96H0ZM30 97V96H29ZM40 97H42V95L40 96ZM169 97H171V96H169ZM173 97V96H172ZM183 97V96H182ZM263 97V96H262ZM6 98V97H5ZM35 98V97H34ZM44 98V100H45V97H43ZM59 98V97H58ZM7 99H9V98H7ZM28 99V98H27ZM38 99H40V98H38ZM36 100L37 102L39 101V100ZM68 99V98H67ZM247 99V98H246ZM17 100V99H16ZM15 100V101H16ZM41 100V99H40ZM55 100V99H54ZM71 100V99H70ZM84 100H86V99H84ZM238 101V99H237V97H236V99H234V101ZM245 100V99H244ZM261 100V99H260ZM1 101V100H0ZM10 101H12L11 99H10ZM14 101V102H15ZM27 101V100H26ZM48 101V100H47ZM78 101V100H77ZM189 101V100H188ZM257 101V100H256ZM255 101V102H256ZM262 101V100H261ZM8 102V101H7ZM13 102V103H14ZM28 102V101H27ZM32 101L30 100V103H31ZM40 102V101H39ZM58 102H61V99H58V101L55 103V106L56 107H58V106H60V103H58ZM65 102H66V100H65ZM181 102V101H180ZM9 103V102H8ZM18 103V102H17ZM46 103H48V102H46ZM45 103V104H46ZM63 103V102H62ZM169 103V102H168ZM182 103V102H181ZM180 103V104H181ZM257 103V102H256ZM259 103V102H258ZM21 104V103H20ZM33 104H34V102H33ZM40 104V103H39ZM38 104V105H39ZM69 104V103H68ZM71 104H72V102H71ZM84 104V103H83ZM175 104V103H174ZM243 104V103H242ZM10 105V104H9ZM14 105V104H13ZM15 105H17V104H15ZM31 105H32V103H31ZM35 105V104H34ZM179 105V104H178ZM244 105V104H243ZM1 106V105H0ZM3 106V105H2ZM5 106V105H4ZM37 105H35V107H36ZM46 106H48V105H46ZM64 106V105H63ZM169 106V109L168 110H170V105H167V107ZM172 106V105H171ZM173 106H175V105H173ZM172 106V107H173ZM182 106V105H181ZM191 106V105H190ZM246 106V105H245ZM16 107V106H15ZM38 107V106H37ZM66 107V106H65ZM75 107H76V105H75ZM166 107V106H165ZM209 107H211V106H209ZM256 107V106H255ZM47 109L49 108V107H46ZM64 108V107H63ZM68 108V107H67ZM161 108V107H160ZM258 108V107H257ZM260 108V107H259ZM2 109V108H1ZM0 109V110H1ZM7 109V108H6ZM9 109V108H8ZM37 108H34V110H35V112L37 111L36 110ZM43 109H45V108H43ZM53 109H55V111L56 110H59V109H56V108H53ZM52 108H51V111L53 110ZM61 109V108H60ZM70 109H72V108H70ZM74 109V108H73ZM248 109V108H247ZM15 110H17V109H15ZM22 110V109H21ZM40 110V109H39ZM46 110V109H45ZM87 110V109H86ZM159 111H161L160 109H158ZM164 110V109H163ZM195 110V109H194ZM200 110L202 111V107L200 108ZM204 110V109H203ZM207 110V109H206ZM248 110H250V109H248ZM10 111V110H9ZM11 111H13V109L11 110ZM50 111V109H49V112H51ZM74 111V110H73ZM92 111H94V110H92ZM96 111V110H95ZM95 111H94V114H95ZM101 111V110H100ZM167 111V110H166ZM166 111L164 112V114L163 115H165L166 114ZM196 111V110H195ZM210 111V110H209ZM212 111V110H211ZM210 111V112H211ZM17 112H18V110H17ZM25 112V111H24ZM31 112V111H30ZM29 112V113H30ZM42 112V111H41ZM46 112V111H45ZM44 112V113H45ZM85 112V111H84ZM87 112V111H86ZM163 112V111H162ZM169 112V111H168ZM193 112V111H192ZM192 112H190V113H192ZM215 112H216V110H215ZM218 112V111H217ZM242 112V111H241ZM14 113V112H13ZM13 113H11V114H13ZM43 113V112H42ZM52 113H54V110H53V112ZM62 113V112H61ZM170 113V112H169ZM200 113V112H199ZM232 113H234V112H232ZM237 113V112H236ZM8 114H10V113H8ZM7 114V115H8ZM36 114V113H35ZM39 114V112L37 113V115ZM65 114H66V112H65ZM72 114V113H71ZM78 114V113H77ZM92 114V113H91ZM108 114V113H107ZM162 114V113H161ZM173 114V111H172V113H171V115ZM196 114V113H195ZM194 113H193V115H195ZM203 114V113H202ZM213 114V113H212ZM219 114V113H218ZM242 114V113H241ZM245 114V113H244ZM243 114V115H244ZM14 115V114H13ZM40 115H42L41 113H40ZM47 115V114H46ZM54 116H57V115H55V114H53ZM75 115V114H74ZM80 115V114H79ZM84 115V114H83ZM82 115V116H83ZM167 115H170V114H167ZM192 115V116H193ZM210 115V114H209ZM214 115H216V114H214ZM0 116H2V115H0ZM9 117H10V115H8ZM14 116H16V115H14ZM44 116V115H43ZM50 116H52L51 115V113H50V115H49V117ZM72 116V115H71ZM70 116V117H71ZM81 116V115H80ZM88 116V115H87ZM91 116V115H90ZM95 116V115H94ZM186 116V115H185ZM228 116V115H227ZM232 116V115H231ZM3 117V116H2ZM2 117H1V119H2ZM19 117V116H18ZM17 116H16V118L14 117V119H16V120H18L17 118H18ZM27 117V116H26ZM30 117H31V115H30ZM35 117V116H34ZM61 117V116H60ZM63 117V116H62ZM84 117H86V116H84ZM89 117V116H88ZM99 118V119H101V116H97L96 115V118ZM162 117V116H161ZM171 117V116H170ZM188 117V116H187ZM11 118V117H10ZM13 118V117H12ZM20 118V117H19ZM32 118V117H31ZM39 118H40V116H39ZM42 118V117H41ZM51 118V117H50ZM64 118V117H63ZM72 118V117H71ZM90 118V120H93V119H91L92 117H89ZM191 118V117H190ZM193 118H199L198 117V114H197V116L195 117H193ZM193 118L191 119L192 121H193ZM216 118V117H215ZM14 119H12V120H14ZM49 119V118H48ZM61 119V118H60ZM70 119V118H69ZM82 119V118H81ZM95 119V118H94ZM111 119V118H110ZM175 119V118H174ZM185 119V118H184ZM218 119V118H217ZM3 120V119H2ZM30 120V119H29ZM34 120H35V118H34ZM43 119H41V122H45V121H42ZM50 120V119H49ZM52 120V119H51ZM104 120V119H103ZM117 120V119H116ZM153 120V119H152ZM155 120V119H154ZM180 120V119H179ZM182 120V119H181ZM180 120V121H181ZM187 120V119H186ZM23 121V120H22ZM48 121V120H47ZM54 121V120H53ZM68 121V120H67ZM95 121V120H94ZM102 121V120H101ZM188 121V120H187ZM195 121V120H194ZM3 122V121H2ZM10 122V121H9ZM16 122V121H15ZM35 122H36V120H35ZM60 122V121H59ZM76 122V121H75ZM75 122H73V123H75ZM80 122H83V121H81L80 120ZM209 122L210 121H208V123H205L206 125L207 124H209ZM38 123V122H37ZM49 123V122H48ZM56 123H58L57 121H56ZM171 123V122H170ZM214 123V122H213ZM51 124H52V122H51ZM77 124V123H76ZM79 124V123H78ZM82 124V123H81ZM156 124V123H155ZM215 124H217V123H215ZM16 125H17V123H16ZM43 125V124H42ZM53 125V124H52ZM62 125V124H61ZM73 124H71V126H72ZM198 125V124H197ZM196 125V126H197ZM205 125V126H206ZM248 125V124H247ZM5 126V125H4ZM44 126V125H43ZM46 126V125H45ZM48 126V125H47ZM77 126V125H76ZM80 125H78L77 127H79ZM83 126H85V125H83ZM177 126H178V124H177ZM200 126V125H199ZM198 126V127H199ZM202 126H203V124H202ZM204 126V127H205ZM256 126V125H255ZM11 127V126H10ZM14 127V126H13ZM23 127V126H22ZM34 127V126H33ZM62 127H63V125H62ZM74 127V126H73ZM76 127V128H77ZM179 127V126H178ZM181 127V126H180ZM191 128H192V126H190ZM201 127V126H200ZM199 127V128H200ZM210 127V126H209ZM25 128H26V125H25ZM36 128H37V126H36ZM42 128V127H41ZM44 128V127H43ZM81 128V127H80ZM177 128V127H176ZM195 128V127H194ZM193 128V129H194ZM23 129V128H22ZM35 129V128H34ZM68 129V128H67ZM78 129V128H77ZM178 129V128H177ZM223 129V128H222ZM227 129V128H226ZM13 130V129H12ZM26 130V129H25ZM36 130H40V128L39 129H36ZM48 130V129H47ZM79 130H82V129H79ZM179 130V129H178ZM195 130V129H194ZM215 130V129H214ZM238 130V129H237ZM255 130V129H254ZM258 130V129H257ZM259 130H261L260 128H259ZM263 130V129H262ZM3 131V130H2ZM6 131V130H5ZM10 131V130H9ZM27 131V130H26ZM35 131V130H34ZM61 131V130H60ZM62 131H63V129H62ZM61 131V132H62ZM74 131V133H76L75 132V130H73ZM83 131V130H82ZM186 131V130H185ZM217 131V130H216ZM222 131V130H221ZM251 131V130H250ZM7 132V131H6ZM11 132V131H10ZM19 132V131H18ZM60 132V133H61ZM230 132V131H229ZM261 132V131H260ZM5 133V132H4ZM23 133V132H22ZM28 133V132H27ZM37 132L35 131V134H36ZM40 133V132H39ZM53 133V132H52ZM74 133H73V135H74ZM77 133H78V131H77ZM82 133H84V132H82ZM224 133V132H223ZM228 133V132H227ZM259 133V132H258ZM257 133V134H258ZM7 134V133H6ZM20 134H21V132H20ZM19 134V135H20ZM34 134V133H33ZM46 134V133H45ZM48 134H50V133H48ZM70 134V133H69ZM80 134V133H79ZM23 135H25V134H23ZM38 135V134H37ZM41 136H42V134H40ZM71 135V134H70ZM76 135V134H75ZM83 135V134H82ZM31 136V135H30ZM43 136H45L44 135V133H43ZM77 136H78V134H77ZM228 136V135H227ZM2 137H4V136H2ZM22 137V136H21ZM26 137H28V136H26ZM33 137V136H32ZM81 137H83V136H81ZM128 137V136H127ZM5 138H6V136H5ZM19 138H20V136H19ZM23 138V137H22ZM30 138V137H29ZM34 138H35V136H34ZM37 138V137H36ZM46 138V137H45ZM65 138V140H66V137H64L63 136V139ZM69 138V137H68ZM178 138H179V136H178ZM256 138V137H255ZM31 139V138H30ZM40 139V138H39ZM38 139V140H39ZM51 139H52V137H51ZM81 139V138H80ZM19 140V139H18ZM32 140H35V139H32ZM37 140V141H38ZM40 140H42V139H40ZM44 140H47V139H44ZM60 140V139H59ZM71 140V139H70ZM75 140V139H74ZM82 141H83V139H81ZM80 140V141H81ZM28 141H29V139H28ZM37 141H35L36 143H37ZM51 141H53L54 142V140L52 139ZM79 141V143H81ZM85 141V140H84ZM83 141V142H84ZM183 141V140H182ZM18 142V141H17ZM23 142V141H22ZM31 142V141H30ZM39 143H40V141H38ZM55 142H56V140H55ZM54 142V143H55ZM63 142V141H62ZM62 142H59V143H61V145H64V144H62ZM71 142V141H70ZM73 142H75V141H73ZM77 142V141H76ZM75 142V143H76ZM262 142V141H261ZM260 142V143H261ZM19 143V142H18ZM25 143V142H24ZM23 143V144H24ZM42 143V142H41ZM64 143V142H63ZM74 143V144H75ZM252 143V142H251ZM1 144V143H0ZM44 144V143H43ZM73 144V145H74ZM77 144V143H76ZM75 144V145H76ZM218 144V143H217ZM263 144V143H262ZM19 145V144H18ZM26 145V144H25ZM31 146V145H33V144H28V146ZM40 145V144H39ZM38 145V146H39ZM49 145H52V144H50L49 143ZM48 145V146H49ZM54 145V144H53ZM60 144H59V146H61ZM68 145H69V143H68ZM214 145H215V143H214ZM239 145H240V143H239ZM35 146V145H34ZM34 146L32 147V148H34ZM37 146V147H38ZM46 146V145H45ZM47 146V147H48ZM56 146H58L57 145V143H56ZM58 146V147H59ZM70 146V145H69ZM20 147V146H19ZM36 147V146H35ZM42 147V146H41ZM54 147V146H53ZM72 147V146H71ZM71 147H69L70 149H71ZM74 147V146H73ZM75 147H77V146H75ZM212 147V146H211ZM232 147V146H231ZM29 148H31V147H29ZM29 148H27V149H29ZM31 148V149H32ZM49 148V147H48ZM67 149H68V147H66ZM4 149V148H3ZM16 149V148H15ZM27 149H25V150H27ZM66 149V150H67ZM73 149V148H72ZM127 149V148H126ZM246 149V148H245ZM261 149H262V147H261ZM17 150V149H16ZM34 150H36V148H34ZM38 150V149H37ZM53 150V149H52ZM74 150V149H73ZM251 150V149H250ZM254 150V149H253ZM4 151V150H3ZM15 151V150H14ZM32 151V150H31ZM44 151V150H43ZM42 151V152H43ZM48 151V150H47ZM46 151V152H47ZM220 151V150H219ZM229 151H230V149H229ZM263 151V150H262ZM26 152V151H25ZM24 152V153H25ZM36 152V151H35ZM40 152V151H39ZM45 152V151H44ZM127 152V151H126ZM214 152V151H213ZM224 152V151H223ZM231 152V151H230ZM6 153H8V152H6ZM50 153V152H49ZM49 153H48V155H49ZM53 153V152H52ZM70 153V152H69ZM68 153V154H69ZM123 153V152H122ZM217 153V152H216ZM215 153V154H216ZM258 153H260L259 151H258ZM12 154H15L14 152L12 153ZM12 154H10V156H12ZM33 154V153H32ZM47 154V153H46ZM67 154V153H66ZM126 154H128V152L126 153ZM248 154V153H247ZM30 155V154H29ZM28 155V156H29ZM37 155V154H36ZM42 155V154H41ZM45 155V154H44ZM48 155H47V157H48ZM52 155V154H51ZM57 155V154H56ZM76 154H74V156H75ZM4 156V155H3ZM46 156V155H45ZM54 156V155H53ZM4 157H6V155L4 156ZM17 157V156H16ZM31 157H32V155H31ZM30 157V158H31ZM47 157H46V159H47ZM61 157V156H60ZM127 157V156H126ZM259 157H261L262 158V156H259ZM21 158V157H20ZM57 158V157H56ZM70 158V157H69ZM130 158V157H129ZM19 159V158H18ZM22 159V158H21ZM20 159V160H21ZM34 159H36V158H34ZM39 159L40 158H38V161H39ZM52 158H50V160H51ZM31 160V159H30ZM41 160V159H40ZM72 160H73V158H72ZM78 160V159H77ZM25 161V160H24ZM36 161H37V159H36ZM43 161H44V159H43ZM42 161V162H43ZM69 161V160H68ZM19 162V161H18ZM22 162V161H21ZM58 162V161H57ZM61 162V161H60ZM26 163V162H25ZM50 163V162H49ZM53 163V162H52ZM51 163V164H52ZM59 163V162H58ZM64 163V162H63ZM75 163V162H74ZM135 163V162H134ZM260 163V162H259ZM29 164V166H30V163H28ZM41 164V163H40ZM44 164V163H43ZM76 164V166H77V169H78V161L75 163ZM81 164V163H80ZM18 165V164H17ZM34 165H36L35 163H34ZM48 165H50V164H48ZM47 165V166H48ZM64 165H65V163H64ZM137 165V164H136ZM29 166H27V167H29ZM32 166V165H31ZM41 166V165H40ZM43 166V165H42ZM41 166V167H42ZM66 166V165H65ZM80 166H82V165H80ZM24 167V166H23ZM254 167V166H253ZM263 167V166H262ZM4 168H5V166H4ZM18 168V167H17ZM21 168V167H20ZM31 168V167H30ZM27 169V171H29V169L28 168H26ZM42 169V168H41ZM41 169H40V171H41ZM43 169H46V168H43ZM50 169H52V167L50 168ZM53 169H55V168H53ZM52 169V170H53ZM58 169H59V167H58ZM80 169V168H79ZM79 169H78V172H79ZM103 169V168H102ZM6 170V169H5ZM25 170V169H24ZM33 170H36V169H33ZM38 170V169H37ZM47 170V169H46ZM49 170V169H48ZM30 171H32V169L30 170ZM43 171L44 170H42V173H43ZM60 171V170H59ZM58 171V172H59ZM68 171H70V170H68ZM99 171V170H98ZM7 172V171H6ZM47 172V171H46ZM50 172V171H49ZM54 172V171H53ZM57 172V171H56ZM64 172V171H63ZM66 172V171H65ZM71 172V171H70ZM146 172V171H145ZM242 172V171H241ZM263 172V171H262ZM21 173V172H20ZM23 173V172H22ZM32 173V172H31ZM30 173V174H31ZM37 173V172H36ZM81 173V172H80ZM155 173V172H154ZM9 174H10V172H9ZM34 174H35V172H34ZM39 174H41V173H39ZM60 174H62V172L61 173H59V176H60ZM69 174V173H68ZM147 174V173H146ZM261 174V173H260ZM11 175V174H10ZM13 175V174H12ZM22 175V174H21ZM24 175V174H23ZM22 175V176H23ZM44 174H41V176H43ZM49 175H51L50 173H49ZM56 175H58V173L56 174ZM63 175V174H62ZM74 175V174H73ZM79 174L77 173V176H78ZM18 176V175H17ZM31 176V175H30ZM29 176V177H30ZM40 176V177H41ZM45 176V175H44ZM65 176V175H64ZM81 176V175H80ZM83 176V175H82ZM12 177V176H11ZM19 177V176H18ZM33 177H34V175H33ZM38 177H39V175H38ZM49 177V176H48ZM51 177V176H50ZM54 177H56V176H53V178ZM69 177V176H68ZM150 177H153L152 175L150 176ZM242 177V176H241ZM26 178V177H25ZM28 178V177H27ZM30 178H32V177H30ZM29 178V179H30ZM45 178V177H44ZM52 178V179H53ZM60 178H61V176H60ZM74 178V177H73ZM72 178V179H73ZM168 178V177H167ZM50 179V178H49ZM52 179L51 180H49V182L51 181L52 182ZM133 179V178H132ZM184 179V178H183ZM242 179V178H241ZM7 180V179H6ZM18 180V179H17ZM23 180V179H22ZM35 179H33L32 178V181H34ZM48 180V179H47ZM66 180V179H65ZM259 180L261 181V179L259 178ZM263 180V179H262ZM13 181V180H12ZM29 182L27 179L25 180V182ZM56 181V180H55ZM69 182H70V180H68ZM73 181V180H72ZM176 181V180H175ZM240 181V180H239ZM10 182V181H9ZM8 182V183H9ZM16 182V181H15ZM18 182V181H17ZM20 182V181H19ZM25 182H23V183H25ZM35 182V181H34ZM34 182H31V185H33L32 183H34ZM40 182V181H39ZM60 182V181H59ZM132 182V181H131ZM248 182V181H247ZM249 182H251V181H249ZM36 183H38L37 181H36ZM54 183V182H53ZM178 183V182H177ZM252 183V182H251ZM259 183V182H258ZM41 184V183H40ZM48 184V183H47ZM50 185H51V183H49ZM134 185V182L133 183H130L129 185ZM15 185H17L16 183H15ZM19 185V184H18ZM28 185V184H27ZM36 185V184H35ZM39 185V184H38ZM128 185V184H127ZM241 185V184H240ZM3 186V185H2ZM48 186V185H47ZM54 186V185H53ZM70 186V185H69ZM135 186V185H134ZM133 186V187H134ZM255 186V185H254ZM260 186H261V184H260ZM8 187H9V185H8ZM14 187V186H13ZM22 187H25V186H22ZM36 187V186H35ZM34 187V188H35ZM40 187V186H39ZM52 187V186H51ZM59 187H61V186H59ZM65 187V186H64ZM121 187V186H120ZM129 187V186H128ZM175 187V186H174ZM178 187V186H177ZM207 187V186H206ZM241 187V186H240ZM252 187V186H251ZM5 188H7V186L5 187ZM11 188V187H10ZM20 188V187H19ZM18 188V189H19ZM48 188V187H47ZM70 188V187H69ZM94 188V187H93ZM137 188V187H136ZM157 188V187H156ZM9 189V188H8ZM25 189H26V187H25ZM55 189V188H54ZM58 188H56V190H57ZM64 189H66V188H64ZM127 189V188H126ZM135 189V187L133 188V190ZM138 189V188H137ZM252 189V188H251ZM1 190V189H0ZM11 190V189H10ZM17 190V189H16ZM32 190H33V188H32ZM43 190V189H42ZM50 190V189H49ZM48 190V191H49ZM52 190V189H51ZM85 190H86V188H85ZM130 190V189H129ZM128 190V191H129ZM133 190H132V192H133ZM167 190V189H166ZM245 190V189H244ZM255 190V189H254ZM259 190V189H258ZM21 191V190H20ZM20 191H19V193H20ZM28 191H29V189H28ZM27 191V192H28ZM55 191V190H54ZM66 191V190H65ZM99 191V190H98ZM153 191H154V189H153ZM217 191V190H216ZM3 192V191H2ZM2 192H0V193H2ZM15 192V191H14ZM18 192V191H17ZM27 192H25V193H27ZM45 192V191H44ZM51 192V191H50ZM131 191H129V193H130ZM236 192V191H235ZM238 192V191H237ZM242 192H243V190H242ZM251 192V191H250ZM256 192H257V190H256ZM22 193V192H21ZM39 193V192H38ZM55 193H56V191H55ZM139 193V192H138ZM23 194V193H22ZM57 195H58V193H56ZM72 194V193H71ZM121 194H122V192H121ZM123 194H124V191H123ZM125 194H126V192H125ZM134 194V193H133ZM132 194V195H133ZM202 194V193H201ZM230 194V193H229ZM259 194H261V193H259ZM26 195V194H25ZM34 195V194H33ZM50 196L51 195H53V193L52 194H49ZM127 195V194H126ZM136 195V194H135ZM203 195V194H202ZM217 195H219V194H217ZM231 195V194H230ZM251 195V194H250ZM255 195H257V194H255ZM14 196V195H13ZM18 196H20V195H18ZM28 196V195H27ZM35 196H37L38 197V195H35ZM48 196V195H47ZM47 196H45L46 198H47ZM134 196V195H133ZM140 196V195H139ZM204 196V195H203ZM205 196H206V194H205ZM263 196V195H262ZM17 197V196H16ZM29 197H30V195H29ZM36 197V198H37ZM123 197V196H122ZM183 197V196H182ZM231 197H232V195H231ZM259 195L257 196V199L256 200H259ZM1 198V197H0ZM23 198V197H22ZM21 198V199H22ZM35 198V197H34ZM42 198V197H41ZM134 198H135V196H134ZM207 198V197H206ZM20 199V200H21ZM23 199H25V197L23 198ZM45 199V198H44ZM136 199V198H135ZM153 199L154 198H152L151 200L153 201ZM158 199H160L161 200V198L160 197H158ZM216 199V198H215ZM8 200V199H7ZM17 200H19V198H17ZM26 200V199H25ZM29 200V199H28ZM36 200V199H35ZM43 200V199H42ZM82 200V199H81ZM149 200V199H148ZM208 200V199H207ZM224 200V199H223ZM228 200V199H227ZM232 200V199H231ZM249 200H250V198H249ZM41 201V200H40ZM36 201V202H39V204H42L41 202H44V201ZM49 201V200H48ZM60 201V200H59ZM79 201V200H78ZM255 201V200H254ZM71 202V201H70ZM220 202V201H219ZM257 202V201H256ZM264 202V201H263ZM12 203H13V200H12ZM28 203V202H27ZM35 203V202H34ZM64 203V202H63ZM76 203V202H75ZM153 203V202H152ZM194 203V202H193ZM196 203V202H195ZM215 203V202H214ZM218 203V202H217ZM248 203H250V202H248ZM248 203H246V205L248 204ZM13 204H15V203H13ZM45 204V203H44ZM67 204V203H66ZM174 204V203H173ZM207 204H209V202L207 203ZM219 204V203H218ZM240 204V203H239ZM244 204H245V201H244ZM253 204V203H252ZM260 204V203H259ZM12 205V204H11ZM10 205V206H11ZM19 205V204H18ZM30 205V204H29ZM47 205V204H46ZM134 205H138V203H136V204H134ZM141 205H142V203H141ZM169 205H170V203H169ZM188 205V204H187ZM217 205V204H216ZM220 205L222 206V204L220 203ZM225 205V204H224ZM249 205V204H248ZM17 206V205H16ZM20 206H23V205H20ZM19 206V207H20ZM27 206V205H26ZM37 206H38V204H37ZM42 206V205H41ZM48 206V205H47ZM87 206V205H86ZM185 206V205H184ZM196 206V205H195ZM243 206H245V205H243ZM253 206V205H252ZM44 207V206H43ZM40 207V209H45L46 207ZM71 207V205H69V206H66L65 208H64V211H62L63 212V215H62V217H65V220H66V222L67 223H70V221H75L76 220V218H75V215H74V212L72 211V209L70 208ZM188 207V206H187ZM250 207H251V205H250ZM23 208H25V207H23ZM39 208V207H38ZM175 208V207H174ZM186 208V207H185ZM190 208H191V206H190ZM220 208V207H219ZM222 208V207H221ZM235 208H237V207H235ZM252 208V207H251ZM9 210L8 211H10V208H8ZM27 209V208H26ZM26 209H23L24 211L26 210ZM75 209V208H74ZM85 209H87V208H85ZM101 209V208H100ZM1 210V209H0ZM12 210H14V208L12 209ZM16 210V209H15ZM14 210V211H15ZM22 210V209H21ZM22 210V211H23ZM35 210V209H34ZM46 210V209H45ZM49 211H50V209H48ZM81 210V209H80ZM14 211H12L13 213H14ZM22 211H19V212H22ZM29 211V210H28ZM42 211V210H41ZM44 211V210H43ZM52 211V210H51ZM57 213L59 212L58 210H55ZM104 211V210H103ZM170 211V210H169ZM183 211V210H182ZM221 211V210H220ZM1 213H2V211H0ZM15 212H18V207H17V211H15ZM36 212V211H35ZM39 212H40V210H39ZM177 212V211H176ZM196 212V211H195ZM7 213H11V211L10 212H7ZM6 213V214H7ZM24 212H22V214H23ZM29 213V212H28ZM28 213H25V214H28ZM34 213V212H33ZM47 213V212H46ZM237 213H238V211H237ZM5 214V215H6ZM15 214V213H14ZM14 214H13V216H14ZM51 214V213H50ZM50 214L48 215L49 217H50ZM59 214V213H58ZM81 214V213H80ZM83 214V213H82ZM178 214V213H177ZM184 214V216H182V217H184V219L183 220H181V221H179V225H181V230L180 231H178L177 230V226L175 227L173 224L171 225V224H169V223H166V224H162V226H161V230H160V232H161V234H167V236H165L164 237V235H161L162 237H163V241L162 240H160V236L158 237V235L157 236H155V233H154V235H146V237H147V240L145 239L144 240V238H142V236L141 237H139V241H140V239H141V241L140 242H138L137 243V240H134L132 237H128V236H125V235H123V234H121V233H119V232H112V233H110V234H108L104 239H102L103 240V244H104V246L106 247V250L103 252V253H99V252H97V251H95L96 250V248L97 247H92V248H83V247H81V248H74V250L75 249H77V251H76V253H78V256H77V258H76V261L75 260H72V262L71 261H69V260H67V261H69L70 262V264H181V263H179V262H177L176 260H174V257L176 258H181L182 259V257L180 256V255H178V254H175V256H171L172 257V259L167 255V251H168V249H166V246L167 245H169L170 247H171V250H173V251H171L172 253H175V251L177 250H179V252L178 253H180L182 256H184V258H188V257H191L190 258V261H186L185 263H182V264H188V263H191V261L193 260L192 258H193V255H195V254H197V260H199L198 262H196V264H212L213 262H214V264H236L237 262H238V260H239V256H240V254H241V251H240V247H239V245H241L242 246V244H246V246H249L250 245V243H249V240H252L253 239V243H254V253H255V255H254V257H252V258H250L248 261H246V263L245 264H264V247H262V244H260V243H258V242H256V240H261V235H260V233H257L256 235H254V234H248V232H246V228H245V230H244V228L242 227V225H241V223H240V233H243L244 234V236H243V238H244V240H243V243H240L239 241H237V240H235V241H233L232 240V235L231 234H229V233H224V234H222L221 232H219V228L218 227H221V229H225V227L227 226V223L229 222V223H231V221L232 220H234V218L231 216V217H228L227 218V215L228 214H222V215H220V218H218L219 220L218 221H215L214 223L213 222H211L210 221V223H212V224H214L215 226H213V229H211L210 228V225H209V228H210V230H208L209 232H208V234H204L205 235V238L206 239H204L203 237H204V235H201L200 234V232H199V230L197 229V231H196V234L194 233V232H192L191 230H190V225H191V220L193 221V219H192V217H191V214L190 213H183ZM8 215V214H7ZM10 215H12V214H10ZM29 215V214H28ZM40 215V214H39ZM44 215V214H43ZM54 215V214H53ZM217 215H219V214H217ZM244 215V214H243ZM16 216V215H15ZM21 216V215H20ZM55 216V215H54ZM53 216V217H54ZM178 217H181L180 215H177ZM229 216V215H228ZM250 218H252L253 220H254V223L256 224V226H258L259 228H260V230H263L264 231V205L263 206H257V205H255L254 204V206H253V208H252V210H251V213H250ZM18 217V216H17ZM22 217H24L25 219H26V217L23 215ZM80 217V216H79ZM5 218V217H4ZM3 218V219H4ZM9 218V217H8ZM14 219L16 218V217H13ZM55 218V217H54ZM175 218V217H174ZM6 219V218H5ZM30 219V218H29ZM31 219H32V217H31ZM90 219V218H89ZM225 219V220H224ZM21 220V219H20ZM19 220V221H20ZM24 220V219H23ZM39 220V219H38ZM43 220V219H42ZM7 221V220H6ZM27 221L29 222V220L27 219ZM26 221V222H27ZM54 221V220H53ZM11 222V221H10ZM25 222V221H24ZM27 222V223H28ZM36 222H37V219H36ZM35 222V223H36ZM46 222V221H45ZM56 222H57V220H56ZM5 223V222H4ZM8 223V221L6 222V225H8L7 224ZM34 223V224H35ZM38 223V222H37ZM59 223V222H58ZM88 223V222H87ZM253 223V222H252ZM11 224V223H10ZM9 224V226H11ZM15 224H18V223H16L15 222ZM30 224V223H29ZM29 224L27 225V226H29ZM31 224H32V220H31ZM30 224V225H31ZM40 224H42V223H40ZM51 224H52V221H51ZM71 224V223H70ZM89 224V223H88ZM249 224V223H248ZM258 224V225H257ZM21 225V224H20ZM20 225L18 226V227H20ZM33 225V224H32ZM46 225V224H45ZM49 225V224H48ZM17 226V225H16ZM26 226V227H27ZM54 226V225H53ZM52 226V227H53ZM116 226V225H115ZM154 226V225H153ZM253 226V225H252ZM2 227V226H1ZM4 227V226H3ZM15 227V226H14ZM43 227V228H42ZM51 226H44L43 224L42 225H39L38 227L37 226H30V228L31 229H39L38 231H40V233H38V231H37V233L36 234H38V235H35V238H34V236H32V235H30V236H32V237H29V242H27L28 241V239H27V241H26V244H28V247H29V249H30V251H32V253L31 252H27V251H23L22 249H19V247H20V245H18L17 244V242H15V244H5L4 245V243H3V245L2 246H0V264H3L4 263V261H9V263L8 264H65V262L63 261L64 260V258L62 257V252H61V250H60V247H59V243H58V239H55V238H51V237H54V235H55V231H53L54 229L52 228ZM58 227H60V225H58ZM62 227V226H61ZM255 227V226H254ZM257 227V228H258ZM6 228H7V226H6ZM24 228V227H23ZM28 228V227H27ZM253 228V227H252ZM251 228V230H253ZM258 228V229H259ZM1 229V228H0ZM3 229V228H2ZM11 229V228H10ZM29 229V228H28ZM6 230V229H5ZM16 230V229H15ZM20 230V229H19ZM18 229H17V232L19 231ZM22 230H24V229H22ZM26 230V229H25ZM25 230H24V235H27V234H29L30 233V231H28L29 233H25ZM59 230H60V228H59ZM125 230H127V229H125ZM154 230V229H153ZM152 230V231H153ZM206 230V229H205ZM3 231H4V229H3ZM8 231V230H7ZM21 231V230H20ZM34 231V230H33ZM36 231V230H35ZM52 231V232H51ZM60 231H62V228H61V230ZM59 231V232H60ZM176 232V231H178L179 232V234H177V235H171L172 234V232ZM5 232V231H4ZM16 232V231H15ZM16 232V233H17ZM27 232V231H26ZM51 232V233H50ZM62 232H64V231H62ZM123 232V231H122ZM177 232V233H178ZM207 232V231H206ZM255 232V231H254ZM17 234H19V233H17ZM22 234V233H21ZM20 234V235H21ZM31 234H32V231H31ZM34 234V233H33ZM63 234V233H62ZM66 234V233H65ZM127 234V233H126ZM176 234V233H175ZM0 235H2V234H0ZM5 235V234H4ZM24 235H23V237H24ZM102 235V234H101ZM185 235H189V239H185L184 240V238H185ZM56 236H57V234H56ZM170 237V238H173V237H175L172 241H166V239H167V237ZM27 237V236H26ZM25 237V238H26ZM58 237V236H57ZM145 237V238H146ZM208 237V238H207ZM2 238V237H1ZM12 237L10 236V238L9 239H11ZM24 238V239H25ZM76 237H68L67 239V241L68 242H73L74 241V239H75ZM263 238V237H262ZM8 239V240H9ZM21 239H22V237H21ZM256 239V240H255ZM264 239V238H263ZM6 241H7V239H5ZM60 240H61V237H60ZM4 241V240H3ZM5 241V242H6ZM15 240H13V242H14ZM23 242H24V240H22ZM187 241H191L192 243H193V245H183L185 242H187ZM264 241V240H263ZM64 242H66V241H64ZM87 242L88 243H90V240L87 238V240L84 242V244H82V246H85V244H87ZM211 242V243H210ZM8 243V242H7ZM61 243V242H60ZM171 243H174L175 245L174 246H171ZM194 243H196V244H194ZM0 244H1V242H0ZM177 244V245H176ZM24 246H25V244H23ZM65 245V244H64ZM166 245V246H165ZM234 245H238V248H236L237 246H235V247H233V248H231L232 246H234ZM22 246V245H21ZM218 247L219 248V252H216L215 251V253H218V255L217 256H214V252H213V248H215V247ZM176 248L177 247V249H173V248ZM245 248V245H243L242 246V248ZM23 248V247H22ZM262 250L261 252H258V250ZM8 251H9V253H8ZM38 255V256H36V255ZM139 255V256H138ZM23 256H25V257H23ZM237 256V257H236ZM140 260H139V259ZM47 260V261H46ZM192 262H194V261H192ZM5 264H7V263H5ZM192 264V263H191ZM194 264V263H193Z\"/></svg>", "mask_w": 264, "mask_h": 264}]
</instances>
